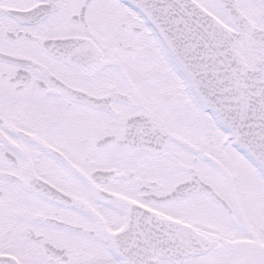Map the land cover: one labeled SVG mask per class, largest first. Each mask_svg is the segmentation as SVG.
I'll list each match as a JSON object with an SVG mask.
<instances>
[{"label":"snow or ice","instance_id":"1","mask_svg":"<svg viewBox=\"0 0 264 264\" xmlns=\"http://www.w3.org/2000/svg\"><path fill=\"white\" fill-rule=\"evenodd\" d=\"M0 264H264V0H0Z\"/></svg>","mask_w":264,"mask_h":264}]
</instances>
